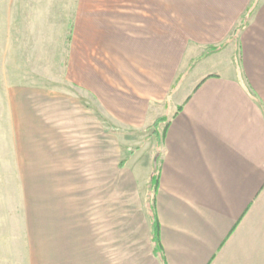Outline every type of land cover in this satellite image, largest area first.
I'll list each match as a JSON object with an SVG mask.
<instances>
[{"label": "crops", "instance_id": "obj_1", "mask_svg": "<svg viewBox=\"0 0 264 264\" xmlns=\"http://www.w3.org/2000/svg\"><path fill=\"white\" fill-rule=\"evenodd\" d=\"M0 54H66L82 93L0 62V264H264V0H0ZM158 119L156 250L108 151Z\"/></svg>", "mask_w": 264, "mask_h": 264}, {"label": "rangeland", "instance_id": "obj_2", "mask_svg": "<svg viewBox=\"0 0 264 264\" xmlns=\"http://www.w3.org/2000/svg\"><path fill=\"white\" fill-rule=\"evenodd\" d=\"M66 60H67L66 54H20V55L0 54V62H11V63L16 62L22 67L20 68V72L25 73L26 76L25 81L28 85H37L42 87L55 88L63 91H71L81 95L82 94L81 92H79L75 88H72L70 84L67 82ZM1 71L2 70H0V73L3 72ZM13 71L15 72V70L12 69V73ZM127 72H130V69H128ZM182 74H183V70L179 72V76H182ZM86 102L89 103V105L95 107V105H93L90 101L88 102L87 99ZM153 125L154 124L148 126L143 130H133L131 132L124 131L123 133L126 134L125 136H127L126 138L128 139L127 140L128 146L125 147L126 149L122 148L121 150V147L120 149H118L116 144L119 145L120 143H117L115 141V137L111 136L110 139L112 140L111 144L113 145L112 146L113 149L109 150L108 152L111 153L112 159L115 160L118 157L119 162H121L128 156L129 154L128 152L132 151L133 153L128 158L127 162L135 154L132 160V162L134 163L133 164L134 168L135 166H137L143 169L145 173L149 172L151 175L153 168L150 171H148L147 164L153 156V149L156 147L155 135L157 134L154 133ZM162 130H163V125L159 124L157 128V132L159 135H161ZM119 131L120 130L114 128V125H111L108 122L109 133L116 134ZM147 183H149V180Z\"/></svg>", "mask_w": 264, "mask_h": 264}, {"label": "trees", "instance_id": "obj_3", "mask_svg": "<svg viewBox=\"0 0 264 264\" xmlns=\"http://www.w3.org/2000/svg\"><path fill=\"white\" fill-rule=\"evenodd\" d=\"M241 28V27H240ZM241 30V29H240ZM239 31V29H238ZM217 49H211V51H216ZM165 121V119H158L155 123H154V133L158 134L157 132V128L159 126V124H162ZM160 136V135H159ZM128 156L122 160L119 163V167L122 168L124 167V165L126 164L128 158L132 155V151L128 152ZM158 161L157 160V164L155 166H153L152 169V173L150 175L149 178V183L147 184V195H146V199L145 202L146 204L149 206V212L151 213L150 215V219H151V237H152V241L154 243V248L157 250L158 248V230H157V220L152 212V195L153 193L156 191L157 189V184H158V176H159V167H158Z\"/></svg>", "mask_w": 264, "mask_h": 264}]
</instances>
